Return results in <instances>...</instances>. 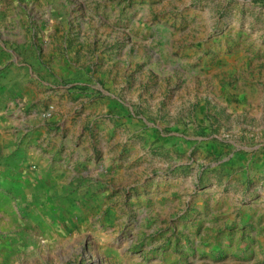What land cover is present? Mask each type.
<instances>
[{
	"label": "rangeland",
	"instance_id": "1",
	"mask_svg": "<svg viewBox=\"0 0 264 264\" xmlns=\"http://www.w3.org/2000/svg\"><path fill=\"white\" fill-rule=\"evenodd\" d=\"M0 264H264V0H0Z\"/></svg>",
	"mask_w": 264,
	"mask_h": 264
}]
</instances>
